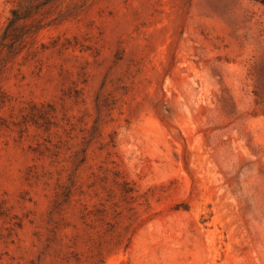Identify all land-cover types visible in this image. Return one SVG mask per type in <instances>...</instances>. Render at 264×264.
Instances as JSON below:
<instances>
[{"label":"rangeland","instance_id":"1","mask_svg":"<svg viewBox=\"0 0 264 264\" xmlns=\"http://www.w3.org/2000/svg\"><path fill=\"white\" fill-rule=\"evenodd\" d=\"M0 264H264V0H0Z\"/></svg>","mask_w":264,"mask_h":264}]
</instances>
